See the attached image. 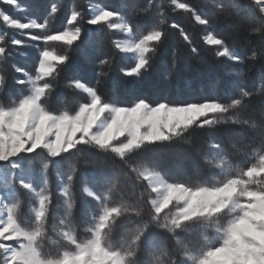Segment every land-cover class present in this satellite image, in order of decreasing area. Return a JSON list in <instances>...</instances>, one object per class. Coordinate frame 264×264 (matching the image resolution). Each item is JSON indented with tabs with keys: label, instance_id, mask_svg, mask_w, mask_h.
<instances>
[{
	"label": "snow or ice",
	"instance_id": "6c2138e0",
	"mask_svg": "<svg viewBox=\"0 0 264 264\" xmlns=\"http://www.w3.org/2000/svg\"><path fill=\"white\" fill-rule=\"evenodd\" d=\"M0 3L26 11L19 0ZM169 7L191 13L207 29L202 39L215 61L227 62L217 98L109 101L100 91L113 63L106 55L96 61V86L75 77L65 82L81 102L53 108L49 97L70 56L47 45L83 46L87 56L93 43L103 46V28L85 36L84 13L73 7L62 31L36 35L24 30L46 31L58 3L50 4L42 22H21L0 9L5 25L45 45L33 74L9 63L13 55H26L14 53L9 43L34 45L0 34V89L9 70L23 77H13L21 94L0 103V264H264V0H213L214 17L181 0H123L120 10L89 4L86 24L125 35L111 40L113 55L132 61L120 69L122 77L140 81L151 72L169 28L199 56L188 32L168 24ZM257 64L253 82L248 73ZM176 67L174 50L169 75ZM211 87L217 92L219 85ZM198 132L208 137L204 151L196 149ZM181 146L196 152L179 180L145 156ZM239 155L254 162L234 166ZM81 161L93 171L79 174ZM51 174L58 192L50 188ZM77 182L88 198L80 225L74 223ZM46 241L56 249L45 251Z\"/></svg>",
	"mask_w": 264,
	"mask_h": 264
},
{
	"label": "trees",
	"instance_id": "16d2710c",
	"mask_svg": "<svg viewBox=\"0 0 264 264\" xmlns=\"http://www.w3.org/2000/svg\"><path fill=\"white\" fill-rule=\"evenodd\" d=\"M56 2L60 5V11L55 17L50 18L49 28L46 31L38 29L24 30L36 35H46L53 32L62 31L67 26V18L70 15V10L75 7L84 13V21H81L80 26L84 29V34L87 36L94 28H103L107 36L103 46L93 43L87 50L88 55L84 54L83 46L80 48H66L60 42H50L47 47L55 49L58 53L63 54L67 51L70 56V61L60 73L58 86L54 89V94L49 97L51 107L63 110V108H74L81 102L79 96L73 95L72 90L65 89L64 84L71 78H79L82 82L96 86V61L104 56H111L113 63L108 76L100 85L101 94L105 99L122 104L129 103L134 96H142L151 101H176L178 99H214L218 93L222 92L226 78L223 76L224 65L227 62L217 63L212 56V46L206 45L202 37L206 34L207 29L199 25L191 13H186L182 10L173 11L171 7L167 9L168 24L175 22L181 25L188 34L192 37L194 46L199 50V56L193 55L189 47L184 44L179 37V32L176 29L169 28V38L159 48L156 53L151 72L145 79L135 81L132 78H124L120 74L122 67L131 66L132 61L122 54L113 53L116 50L112 47L111 40L122 39L124 34L118 30H109L106 26L98 25L91 26L86 24V19L90 15L89 4L104 6L112 10H120L123 0H19L21 8H26V11L17 10L4 3H0V9L8 13L11 17L26 22L27 18H36L40 22L48 14L50 4ZM146 2V0H145ZM155 3H167V0H154ZM196 8L202 15L214 17L215 9L212 7L213 0H181ZM155 13H153V19ZM226 27V25H224ZM0 34H5L9 40L11 38L21 39L25 43L34 45L33 47H17L9 43L14 53L24 52L25 56L13 55L9 63L17 64L26 71L35 72L37 63L38 51L45 45L42 42L29 41L27 35L22 34L20 30H13L0 20ZM219 34V33H218ZM78 43V42H77ZM39 45L36 47L35 45ZM176 52L177 67L171 70L170 66L173 59V51ZM259 64L248 73L251 80H256V70ZM13 77L23 78L21 74L11 70L6 76V86L0 89V103H9L21 94L23 86L18 85ZM213 83H218L217 92H213ZM26 91V90H25ZM261 101L256 100L257 107ZM216 136L223 138L222 132H217ZM208 137L203 133H196L194 140L196 149L204 151L207 148L205 140ZM196 149L188 146L179 148L159 147L152 152L145 154L147 159L155 161L159 167L164 169L165 173L171 179L179 180L183 178V170L189 159L195 155ZM234 166L246 165L249 162H254L250 158H245L243 155L233 157ZM93 170L90 165L83 161L78 166V172L81 175L89 174ZM7 178V174H5ZM50 188L53 192H58L57 181L55 174L50 175ZM2 190V186H0ZM72 193L77 201V208L74 215V223L82 224L83 212L88 204L80 191V184L77 182L73 185ZM23 196V190H21ZM51 223V220H50ZM80 238H84L86 233L81 228L79 232ZM57 246L52 245L49 241L45 242V251L55 250Z\"/></svg>",
	"mask_w": 264,
	"mask_h": 264
},
{
	"label": "rangeland",
	"instance_id": "374dc122",
	"mask_svg": "<svg viewBox=\"0 0 264 264\" xmlns=\"http://www.w3.org/2000/svg\"><path fill=\"white\" fill-rule=\"evenodd\" d=\"M116 30V29H115ZM119 31V30H118ZM125 38V35H124V37L122 38V39H124Z\"/></svg>",
	"mask_w": 264,
	"mask_h": 264
}]
</instances>
